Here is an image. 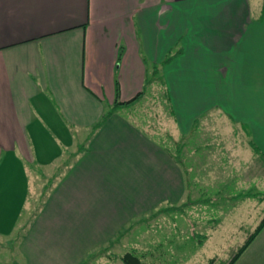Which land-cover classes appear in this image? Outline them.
Wrapping results in <instances>:
<instances>
[{
  "label": "crops",
  "instance_id": "crops-1",
  "mask_svg": "<svg viewBox=\"0 0 264 264\" xmlns=\"http://www.w3.org/2000/svg\"><path fill=\"white\" fill-rule=\"evenodd\" d=\"M156 73L170 126L217 113L264 154V0H0V235L51 182L36 264H80L176 202L181 169L137 113Z\"/></svg>",
  "mask_w": 264,
  "mask_h": 264
},
{
  "label": "rangeland",
  "instance_id": "rangeland-1",
  "mask_svg": "<svg viewBox=\"0 0 264 264\" xmlns=\"http://www.w3.org/2000/svg\"><path fill=\"white\" fill-rule=\"evenodd\" d=\"M151 78L138 117L176 158L181 193L175 203L161 200L159 207L145 209L143 216L99 240L81 255L80 264H125L122 256L127 252L145 264H227L264 217L263 151L255 154L250 146L253 153L243 154L247 137L217 113L193 122L186 134L171 125L173 129L166 118V85L157 73ZM45 183L34 188L37 199L31 213L25 210L12 233L0 235L1 264L38 262L39 246L31 243L33 226L46 194L54 189ZM259 237L264 232L234 264H264V239Z\"/></svg>",
  "mask_w": 264,
  "mask_h": 264
},
{
  "label": "trees",
  "instance_id": "trees-1",
  "mask_svg": "<svg viewBox=\"0 0 264 264\" xmlns=\"http://www.w3.org/2000/svg\"><path fill=\"white\" fill-rule=\"evenodd\" d=\"M263 228H264V217L261 219L260 223L255 228V230L248 235L245 242L238 247V249L232 255V257L230 258L227 264H234L239 259V257L242 255V253L246 250V248L251 244V242L256 238V236L261 232ZM122 260L125 262V264H145L138 256H136L135 254L131 252L125 253L122 256Z\"/></svg>",
  "mask_w": 264,
  "mask_h": 264
}]
</instances>
